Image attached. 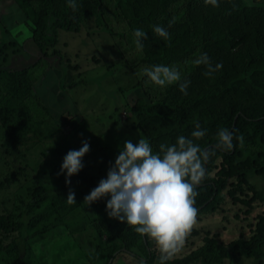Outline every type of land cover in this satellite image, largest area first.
Returning <instances> with one entry per match:
<instances>
[{
  "label": "rangeland",
  "instance_id": "374dc122",
  "mask_svg": "<svg viewBox=\"0 0 264 264\" xmlns=\"http://www.w3.org/2000/svg\"><path fill=\"white\" fill-rule=\"evenodd\" d=\"M235 1L218 0L214 6L210 0H192L193 3L190 4L176 3L175 8L165 2L154 4L157 16L165 20L169 31L177 32L180 36L176 46L183 50L174 58L175 63L172 64L177 65L187 79L190 80L185 73L186 68L196 67L190 61L200 52H206L217 63V58L224 59L225 50L235 52L245 46L252 48L256 44L251 40L241 39L244 36L242 25L248 22V19L245 10L231 5ZM17 2L0 0L2 69L28 67L42 57L31 40L30 31V24L38 14L34 8L19 6ZM133 2L141 3L143 0H127L121 5L109 1L103 12L105 19L114 24L112 28L119 26L118 30L122 32L142 28L147 32V38L155 35L152 31L154 23L149 21L150 13L148 16H141L132 26L117 23L122 10L129 9ZM256 2V10L264 8V0ZM169 21H172L170 25ZM104 26L106 25H99L95 18L91 17L82 21L77 33L57 30V43L47 49L48 57L45 62L37 63L35 68L30 69L31 72L28 71L32 80L31 96L24 102L12 101L9 104L10 108L22 105L21 109L28 110L33 102L41 105V102H38L40 99L51 113L44 125L50 124L52 127V141L43 145L38 133L34 134L33 131L19 126V132L13 131L12 135H7L0 125V217L9 220L6 217L11 215L13 217H10V220L16 217L24 220L25 226L17 242L22 248L23 259L28 264H102L97 254V245L102 243V240L96 239L99 225L103 218L111 221H115V218L107 215V196L89 203L84 197L106 176L108 168L118 154V147H122L126 140L136 143L139 136L143 135L140 131L134 132L123 125L131 124L136 130L134 108L143 110L147 104H153L154 100L162 98L163 91L168 93L169 100L172 101L183 95L176 84L161 88L146 83L140 69L147 65L139 64L133 50L131 54L129 51L124 52L126 46L119 44L120 41L116 42L117 37ZM242 40L244 42H241ZM156 59L161 63L165 60H161L160 56ZM26 77L28 78V74ZM191 82L193 78L188 88ZM211 91L215 95H220L221 92L216 93L212 88ZM262 98L264 103V93ZM220 105L221 101L217 103V109ZM39 109L38 114L34 115L35 118L40 114L41 117L45 115L42 106ZM119 111V115H116ZM59 137L61 140L65 139L71 149H78L84 141L89 145L88 151L82 157L83 167L68 178V183L65 175L60 172L64 155L51 157L49 152L42 155L43 149L51 142L55 143ZM50 139L51 134L47 140ZM195 140L193 137V142ZM244 150L243 156L237 161L248 156L256 160L263 159L256 149ZM80 172H85L94 184L80 175ZM231 187L228 186L224 191L228 194L224 197L221 207L197 215L196 223L180 250L173 255L174 258H184L192 253L208 234L226 243L251 234L258 215L264 214V172L256 168V171L248 174L244 185L247 195H241L244 203L234 201L229 194ZM36 190L39 201L30 205L28 202L31 194ZM70 191L74 193L77 207L71 211L64 210L61 216L49 198L56 194L66 196ZM233 192L236 196L240 195L238 187L234 188ZM30 217L35 221L33 227L28 223ZM55 222L56 226L44 231L45 226L47 228ZM17 233L11 234L9 239ZM2 237L0 232V241ZM107 237V234H104L102 239L107 240ZM106 242L101 245L108 248L110 244L105 245ZM0 246V264H9L6 250L4 248L3 251L2 245ZM132 250L143 258L146 257L142 246H134ZM151 251L156 257L160 254L155 244ZM118 254L113 264L146 263L125 251ZM150 264H157V261L154 260ZM222 264L231 263L225 260ZM243 264L255 263L245 259Z\"/></svg>",
  "mask_w": 264,
  "mask_h": 264
},
{
  "label": "trees",
  "instance_id": "16d2710c",
  "mask_svg": "<svg viewBox=\"0 0 264 264\" xmlns=\"http://www.w3.org/2000/svg\"><path fill=\"white\" fill-rule=\"evenodd\" d=\"M17 1L19 6L34 8L38 14V17L35 16L31 23L32 25L30 24V31L31 40L42 57L31 66L20 69L9 70L0 67V125L7 135H12L13 131L19 132L18 126L33 131L34 134L38 133V138L45 145L52 141L53 136L50 124L44 125L46 119L51 115L46 105L37 97L41 105L33 102L30 104L32 107L28 110L21 109L22 105L10 108V102L20 100L24 102L31 96L30 69L35 68L41 61L45 62L48 57L47 49L54 47L57 43L56 31L77 33L84 19L94 17L99 25L105 24V29L117 37L115 41H120L119 44L126 46L124 52L129 51L131 54L134 48L132 31L122 32L118 30L119 26H115V29L112 28L114 24L106 20L103 15L109 1L121 5L127 0H76L74 9L67 4L66 0ZM164 2L171 4L173 8L176 7V3L180 5H183V2L193 3L192 0L190 2L189 0H143L141 3L133 2L129 9H123L118 18L117 23H127L132 26L141 16H148L150 13L149 21L154 25L164 26L169 33L167 38H161L155 34L143 41L142 53H134L141 65H172L175 63L174 58L183 50L176 46V41L180 40V36L177 32L171 33L165 20L156 14L154 4ZM231 5L239 6L246 11L248 22L242 25L244 36L241 39L251 40L256 44L252 48L245 46L235 52L225 50L224 59L215 57L221 64V68L212 76L204 75L205 66L186 68L185 73L190 80L193 78L187 94L177 96L172 101L169 100L168 93L163 91L162 98L154 100L153 104H147L143 110L141 109L142 111L134 108L136 130L131 127V124L123 123L127 129L134 132L140 131L144 136H147L155 152L160 151V144L175 143L179 135L193 139L190 133L194 130L197 122L202 129H206L203 137L194 138L196 139L194 143L199 144L201 148H214L217 140L216 133L220 128H227L233 132V148L230 151L216 148L214 154L210 155L204 165L206 174L200 184L196 186L195 206L198 209V215L221 207L224 197H227L228 193H224V191L228 186H232L229 194L232 195L234 201L244 203L245 200L241 198V195H247L244 185L247 182L248 174L256 171V168L262 170V173L264 172L262 165L264 164V103H262V93H264V11L262 10L264 8L260 11L256 10L255 7L258 6L256 0H236ZM195 15L198 16V14ZM176 22H178L177 19ZM243 40L241 42H244ZM236 42L238 41L236 40ZM158 56L161 60L165 58L163 63L156 59ZM210 58L215 64L214 58L212 56ZM181 68L183 69L184 66ZM29 70L30 72H28ZM211 88L215 89L216 93L221 91L220 95H215ZM219 101H221V105L217 109ZM34 104L38 106H33ZM41 106L45 115L41 117L40 114L35 118L34 115L38 114ZM128 111L130 112V108ZM120 112H117L116 115H119ZM100 118L103 120L102 116ZM103 123L105 124L104 120ZM50 134L51 139L47 140ZM237 136H243V145L236 139ZM71 148L65 139L61 140L59 137L55 143L51 142L43 149L42 155H46V152H49L51 157L65 155ZM245 148L258 150L263 159L256 160L248 156L244 160L237 161L243 156ZM80 175L85 176V179L94 184V181L85 172H80ZM236 187L239 188V196L233 192ZM37 191L32 192L28 202L30 205H35L39 201ZM66 197L67 195L56 194L49 198L61 216L64 210L71 211L77 207V202L69 203ZM10 217L13 216L8 215L6 218L9 220L0 217V232L3 236L0 245H2L3 251L4 248L6 250L9 264H28L23 259L22 248L17 242L25 222L19 217L10 220ZM29 219L28 223L30 227H33L35 221L33 222L31 217ZM56 225L55 222L47 228L45 226L44 231ZM14 232L18 233L9 239ZM104 234H107V240L102 239ZM96 239L102 240V243L97 245V254L102 264H113L118 253L123 251L143 263L146 262L145 264L157 261L156 255L151 251L154 245L152 240L135 232L134 226L125 224L116 218L115 221L108 218L101 220ZM105 241H107L105 245L110 244L108 248L101 245ZM134 246H142L146 257L143 258L134 253L132 250ZM245 259H250L255 264L256 262L264 264V214L258 215V220L249 236H240L226 243L208 234L204 236L202 244H198L192 253L184 258L172 257L167 261V264H191L196 261H200L201 264H222L225 260L231 264H243Z\"/></svg>",
  "mask_w": 264,
  "mask_h": 264
},
{
  "label": "clouds",
  "instance_id": "9594fccd",
  "mask_svg": "<svg viewBox=\"0 0 264 264\" xmlns=\"http://www.w3.org/2000/svg\"><path fill=\"white\" fill-rule=\"evenodd\" d=\"M71 8L76 0H66ZM209 2V0H206ZM216 5L218 0H210ZM172 21H169V25ZM152 31L161 38L169 36L160 24L152 26ZM134 53H142L147 32L142 28L132 29ZM192 65H204L205 76H212L221 68L219 62L213 64L206 52H200L190 61ZM146 83L161 88L176 84L179 91L187 94L190 80L182 75L175 65L151 64L140 69ZM206 129L195 123L191 137L201 138ZM214 148H201L193 139L184 135L177 136L175 143L160 144V151L154 152L149 140L143 135L136 143L126 140L118 147V154L95 187L84 197L88 203L107 196L105 209L109 217L134 226V231L145 235L154 242L159 250L157 264H167L182 247L184 240L196 223L198 209L195 206L196 186L206 174L205 163L216 148L230 151L233 148V132L220 128ZM236 139L243 145V136ZM89 145L82 142L78 149H71L62 157L60 172L68 178L83 167L82 157ZM74 202L71 191L66 197Z\"/></svg>",
  "mask_w": 264,
  "mask_h": 264
}]
</instances>
